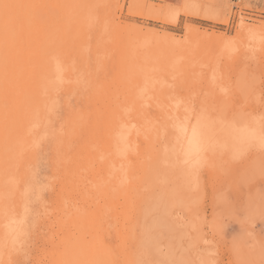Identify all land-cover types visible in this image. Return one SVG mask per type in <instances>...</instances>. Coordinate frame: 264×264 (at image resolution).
I'll return each mask as SVG.
<instances>
[{
  "label": "rangeland",
  "instance_id": "rangeland-1",
  "mask_svg": "<svg viewBox=\"0 0 264 264\" xmlns=\"http://www.w3.org/2000/svg\"><path fill=\"white\" fill-rule=\"evenodd\" d=\"M15 2L0 16V264H264V0ZM206 105L258 137L191 166L172 116ZM147 114L157 135L121 156L120 121ZM110 160L128 178L96 194Z\"/></svg>",
  "mask_w": 264,
  "mask_h": 264
},
{
  "label": "bare ground",
  "instance_id": "bare-ground-1",
  "mask_svg": "<svg viewBox=\"0 0 264 264\" xmlns=\"http://www.w3.org/2000/svg\"><path fill=\"white\" fill-rule=\"evenodd\" d=\"M17 9L18 6H16L15 0H0V16L9 18L18 13ZM143 75L146 78L145 81L148 80L146 72ZM157 77H160L159 79H161L162 84L165 82L164 76L158 75ZM215 77L213 79L214 82ZM143 102L144 105L150 103V97ZM205 107L206 109L201 108V110L195 111L193 106H187L188 112L183 115L171 113L173 114L174 126L177 129L178 136H180L177 145L178 149L180 150L183 161L185 160L191 166L195 165L197 161L201 163L207 161L209 156L216 155L220 151L231 152L232 150H236L235 152H237L238 149L242 150L245 144L253 143L258 137L256 127L249 126L246 123L227 121L220 115L219 117L215 116L207 109V105ZM120 128L122 131L117 142L121 147L119 153L123 157L127 156L128 151L133 147L132 144L136 142L138 137L147 138L152 133L157 135L159 130L156 124V118L149 114L140 120L135 117L132 119H122L120 121ZM126 162L127 160L124 162L110 160L108 162L110 166L109 179L100 178L95 182L94 185L97 187L96 194H103L106 190L113 192L114 190H120V187L123 188V182L128 178L127 165L123 164ZM67 214L78 217L82 214V210L77 206H72L67 210Z\"/></svg>",
  "mask_w": 264,
  "mask_h": 264
},
{
  "label": "crops",
  "instance_id": "crops-1",
  "mask_svg": "<svg viewBox=\"0 0 264 264\" xmlns=\"http://www.w3.org/2000/svg\"><path fill=\"white\" fill-rule=\"evenodd\" d=\"M170 1H172L173 3H178V4H179L181 0H170ZM182 17H183V16L181 15V16L179 17V19H182Z\"/></svg>",
  "mask_w": 264,
  "mask_h": 264
}]
</instances>
